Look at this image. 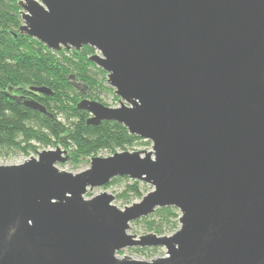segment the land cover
<instances>
[{
  "label": "water",
  "instance_id": "obj_1",
  "mask_svg": "<svg viewBox=\"0 0 264 264\" xmlns=\"http://www.w3.org/2000/svg\"><path fill=\"white\" fill-rule=\"evenodd\" d=\"M19 4L21 35L96 50L119 106L84 98L88 123L117 122L151 148L94 156L77 174L57 166L61 146L0 165V264H264V0ZM116 178L152 189L124 209L107 190L86 197ZM165 207L180 212L176 232L128 233ZM137 247L166 254H119Z\"/></svg>",
  "mask_w": 264,
  "mask_h": 264
},
{
  "label": "trees",
  "instance_id": "obj_2",
  "mask_svg": "<svg viewBox=\"0 0 264 264\" xmlns=\"http://www.w3.org/2000/svg\"><path fill=\"white\" fill-rule=\"evenodd\" d=\"M22 24L19 0H0V156L29 157L39 149L61 146L69 151L68 162L78 164L90 162L100 152L151 148L150 141L130 134L117 122L89 124L90 114L77 108L84 98L104 103V94L119 101L107 81V72L90 61L94 48L53 51L21 35ZM31 87H47L52 94H33ZM16 95L37 100L47 113L25 106L13 98ZM118 182L125 183L117 197L127 204L150 191L148 184L127 178H116L110 186ZM179 218L178 209L165 207L134 223H143L148 232L171 235L180 228ZM133 252L152 259L159 248L137 247Z\"/></svg>",
  "mask_w": 264,
  "mask_h": 264
},
{
  "label": "rangeland",
  "instance_id": "obj_3",
  "mask_svg": "<svg viewBox=\"0 0 264 264\" xmlns=\"http://www.w3.org/2000/svg\"><path fill=\"white\" fill-rule=\"evenodd\" d=\"M103 101H104V103H106L107 105L112 106V107L119 106V101H115L114 97L111 94H104L103 95ZM47 149H51V148H47ZM136 149L143 150V149H146V147H137ZM41 150H43V149H39L38 151H41ZM32 155L33 156H37V153H34ZM97 155L98 156H109V155H111V153H109V152H100ZM29 157L17 156V157L4 158V157L0 156V165L19 164V163L24 162ZM89 160H91V159H89ZM57 166L60 169H62V170L77 174V173H80V172L88 169L90 167V162L83 161V162L78 163V164H73L71 162H67L65 164H57ZM124 183L125 182H118V183H115V184H113L111 186L108 185L107 187H103V188H95V189L89 191L87 193L86 197L90 198V197H92L94 195L100 194L104 190H107V192H109V193H111V194H113L115 196V200L113 201V204L116 205L120 209H124L125 206L131 205L134 202L140 201V199H135L131 204H127L124 201H121V200L118 199V197H117L118 194L121 193L124 190ZM151 189L152 188L150 187V190ZM128 233L129 234H137V235H145V234H148L150 232H148L146 230V227H145V225L143 223H139V224L138 223H131V228L128 231ZM121 253H120V255L127 254V255H131V256H133L134 258H137V259L150 260V258H148V257L135 254L133 252V249H130V248H126V249L122 250ZM165 254H166L165 248H161L160 247L159 248V253L155 257H160V256H163Z\"/></svg>",
  "mask_w": 264,
  "mask_h": 264
},
{
  "label": "flooded vegetation",
  "instance_id": "obj_4",
  "mask_svg": "<svg viewBox=\"0 0 264 264\" xmlns=\"http://www.w3.org/2000/svg\"><path fill=\"white\" fill-rule=\"evenodd\" d=\"M33 94H36V93H33ZM16 96H20V97H22V95H16Z\"/></svg>",
  "mask_w": 264,
  "mask_h": 264
}]
</instances>
